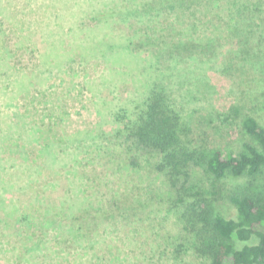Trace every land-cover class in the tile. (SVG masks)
<instances>
[{
	"label": "rangeland",
	"instance_id": "374dc122",
	"mask_svg": "<svg viewBox=\"0 0 264 264\" xmlns=\"http://www.w3.org/2000/svg\"><path fill=\"white\" fill-rule=\"evenodd\" d=\"M185 1L180 22L159 0H0V44H9L0 59V264H173L171 245L185 234L161 218L172 190L149 166L150 152L116 133L119 107L147 86L142 69L154 50L134 39L144 15L135 6L148 2L157 27L172 20L175 35L182 26L195 37L216 34L222 64L175 67L208 72L197 84L205 87V77L214 86L190 105L195 144L239 150L237 123L205 111L239 94L264 124V0ZM111 9L103 20L95 16ZM186 87L181 81L171 90ZM190 172L191 181L203 180L199 168ZM218 210L232 211L225 202ZM178 264L199 259L187 254Z\"/></svg>",
	"mask_w": 264,
	"mask_h": 264
},
{
	"label": "trees",
	"instance_id": "16d2710c",
	"mask_svg": "<svg viewBox=\"0 0 264 264\" xmlns=\"http://www.w3.org/2000/svg\"><path fill=\"white\" fill-rule=\"evenodd\" d=\"M185 3V0H159V5L167 4L173 10V13L168 12L173 14V21L180 22L187 18L189 11ZM141 4L135 6L144 15L138 16L140 26L134 29V39L153 45V53L145 58L142 69L146 71L148 82L143 90L135 92L137 95L119 107L116 133L150 152L149 166L164 175L166 185L172 190L161 218L173 221L185 238L173 242L169 260L178 264L181 257L191 254L199 259V264H264V124L255 113L257 107L250 106L246 110L250 102L246 95L243 99L239 94L222 110L212 105L205 110L210 118L237 123L244 137L238 140V151L195 144L190 122L195 108L190 105L204 100L201 92L212 94L214 86L209 78V81L205 79L208 72L192 68L193 72L187 74L188 71L181 72L175 67L182 63L187 68L193 65L201 70V66L209 62L222 64L216 55V34L203 32L195 37L187 26H182L181 33L175 35L172 20L158 28L148 10L150 4ZM114 10L97 12L95 16L103 20L113 15ZM125 10L120 9V13ZM152 37L157 42L149 40ZM21 41L13 42L20 55ZM2 43L4 48H9L5 39ZM4 48L0 44V59ZM243 59H249V55H244ZM227 60L223 64L231 68L232 57ZM245 65L251 64L246 62ZM201 76H205L203 88L202 82L201 86L197 84ZM181 81L191 88L186 87L185 94L175 95L172 84ZM18 129L22 132L26 127L21 125ZM51 148L52 145L46 143L41 151L49 157ZM192 166L201 170V182L191 181ZM219 202L229 203L232 209L229 215L218 210ZM101 210L97 209V213ZM25 217L26 214L22 215ZM75 229L84 231V225L77 221Z\"/></svg>",
	"mask_w": 264,
	"mask_h": 264
}]
</instances>
